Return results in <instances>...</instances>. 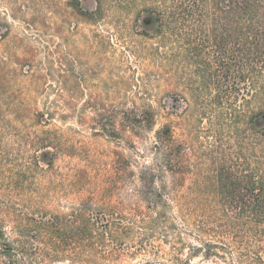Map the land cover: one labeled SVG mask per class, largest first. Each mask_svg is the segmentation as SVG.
Returning <instances> with one entry per match:
<instances>
[{
	"label": "rangeland",
	"instance_id": "obj_1",
	"mask_svg": "<svg viewBox=\"0 0 264 264\" xmlns=\"http://www.w3.org/2000/svg\"><path fill=\"white\" fill-rule=\"evenodd\" d=\"M159 2L0 0L7 264H264V80Z\"/></svg>",
	"mask_w": 264,
	"mask_h": 264
},
{
	"label": "trees",
	"instance_id": "obj_2",
	"mask_svg": "<svg viewBox=\"0 0 264 264\" xmlns=\"http://www.w3.org/2000/svg\"><path fill=\"white\" fill-rule=\"evenodd\" d=\"M158 1V0H157ZM154 10L153 30H191L187 34V53L191 60H204L202 50L206 30L217 33L223 30L220 44L226 57L225 45L234 44L233 60L239 68V78L244 80V66L249 63L250 77L255 82L264 80V0H160ZM176 40L183 39L175 33ZM184 41V40H183ZM256 87V86H255ZM236 186V183H232ZM252 202L257 209L264 204V184L259 177L250 178ZM235 194V190L232 192ZM236 197V195H235ZM233 196V198H235ZM4 234L0 231V264H7L8 247L3 244Z\"/></svg>",
	"mask_w": 264,
	"mask_h": 264
}]
</instances>
